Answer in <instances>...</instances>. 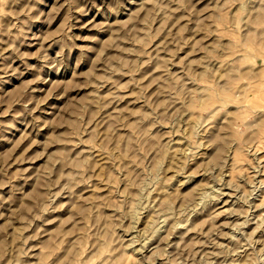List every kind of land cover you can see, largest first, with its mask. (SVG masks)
<instances>
[{
	"label": "rangeland",
	"instance_id": "1",
	"mask_svg": "<svg viewBox=\"0 0 264 264\" xmlns=\"http://www.w3.org/2000/svg\"><path fill=\"white\" fill-rule=\"evenodd\" d=\"M263 137L264 0H0V264H264Z\"/></svg>",
	"mask_w": 264,
	"mask_h": 264
},
{
	"label": "bare ground",
	"instance_id": "2",
	"mask_svg": "<svg viewBox=\"0 0 264 264\" xmlns=\"http://www.w3.org/2000/svg\"><path fill=\"white\" fill-rule=\"evenodd\" d=\"M198 92H199V91H198ZM206 98H207V97H206ZM231 98H232V97H231ZM233 100H234V99H233ZM203 102H204V101H203ZM206 103H207V102H206ZM207 104H208V103H207ZM205 106H206V105H205ZM208 106H209V105H208ZM198 108H199V107H198ZM196 120H197V119H196ZM197 121H198V120H197ZM259 128H260V127H259ZM261 130H262V129H261ZM191 133H192V132H191ZM259 135H260V134H259ZM219 137H221V136H219ZM182 138H183V137H182ZM263 138H264V137H263ZM209 141H210V140H209ZM213 141H214V140H213ZM179 143H180V142H179ZM249 144H250V143H249ZM263 144H264V143H263ZM178 146H179V145H178ZM248 146H249V145H248ZM262 146H263V145H262ZM183 148H184V147H183ZM263 148H264V147H263ZM176 149H177V148H174V150H176ZM253 149H254V148H253ZM260 149L262 150V147H261V146H260ZM177 150H178V149H177ZM177 150H176V151H177ZM246 150H247V149H246ZM257 150H258V149H257ZM176 151H175V152H176ZM247 151H248V150H247ZM252 151H253V150H252ZM262 151H263V150H262ZM177 152H178V151H177ZM243 152H244V151H243ZM258 152H259V151H258ZM258 152H256V153H258ZM260 152H261V151H260ZM261 153H262V152H261ZM252 154H253V153H252ZM255 155H256V154H255ZM259 160H260V159H259ZM172 161H173V160H172ZM172 161H171V163H172ZM254 161H255V160H254ZM257 162H258V161H257ZM173 163H176V162H173ZM258 163H259V162H258ZM258 163H257V164H258ZM255 170H256V169H255ZM262 170H263V168H262ZM174 172H176V171H174ZM263 172H264V171H263ZM253 176H254V175H253ZM173 177H174V176H173ZM174 178H175V177H174ZM160 193H161V192H160ZM262 205H264V204H262ZM262 205H261V206H262ZM150 213H151V212H150ZM154 214H155V213H154ZM151 215H152V214H151ZM150 219H151V218H150ZM152 221H153V220H152ZM155 223H156V222H155ZM144 225H145V224H144ZM245 225H246V223H245ZM154 228H155V227H154ZM172 228H173V227H172ZM144 229H145V228H144ZM144 229H143V230H144ZM238 229H239V228H238ZM147 243H148V242H147ZM143 247H144V246H143Z\"/></svg>",
	"mask_w": 264,
	"mask_h": 264
}]
</instances>
